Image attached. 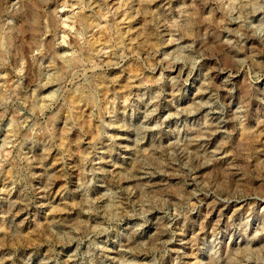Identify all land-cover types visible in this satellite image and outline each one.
Returning a JSON list of instances; mask_svg holds the SVG:
<instances>
[{
    "label": "rangeland",
    "instance_id": "1",
    "mask_svg": "<svg viewBox=\"0 0 264 264\" xmlns=\"http://www.w3.org/2000/svg\"><path fill=\"white\" fill-rule=\"evenodd\" d=\"M0 264H264V0H0Z\"/></svg>",
    "mask_w": 264,
    "mask_h": 264
},
{
    "label": "bare ground",
    "instance_id": "2",
    "mask_svg": "<svg viewBox=\"0 0 264 264\" xmlns=\"http://www.w3.org/2000/svg\"><path fill=\"white\" fill-rule=\"evenodd\" d=\"M250 38H252V37H250Z\"/></svg>",
    "mask_w": 264,
    "mask_h": 264
}]
</instances>
